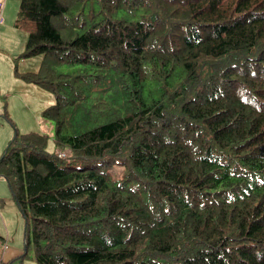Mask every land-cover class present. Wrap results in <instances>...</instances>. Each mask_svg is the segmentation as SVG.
I'll list each match as a JSON object with an SVG mask.
<instances>
[{
    "label": "trees",
    "instance_id": "1",
    "mask_svg": "<svg viewBox=\"0 0 264 264\" xmlns=\"http://www.w3.org/2000/svg\"><path fill=\"white\" fill-rule=\"evenodd\" d=\"M13 28L57 152L6 142L0 264H264V0H19Z\"/></svg>",
    "mask_w": 264,
    "mask_h": 264
},
{
    "label": "rangeland",
    "instance_id": "2",
    "mask_svg": "<svg viewBox=\"0 0 264 264\" xmlns=\"http://www.w3.org/2000/svg\"><path fill=\"white\" fill-rule=\"evenodd\" d=\"M0 4L3 5L2 16L4 20V23L0 26V156L7 146V144L5 145L6 137H10L11 140L15 131H18L20 134L29 132L41 133V129H46L47 127V132H43L50 138L47 151L57 152L52 141V136H50L53 135V125L41 117L42 108H47L55 103L54 94L37 86H35L36 89L29 90L27 84L13 76L15 65L18 73L38 72L42 57L37 56L26 60H15L23 51L27 41L26 33L13 28L19 8V0H0ZM55 68L57 72L63 70L60 65L55 66ZM5 114L13 121L14 128L7 118L4 117ZM114 170L117 173L121 171L118 167H115ZM0 199L4 204L3 210L0 206V213H2L6 223L8 222L6 216H10L12 220L13 225L9 228L13 230V233L14 231L17 234L21 231L24 233L23 220L10 196L8 185L3 180H0ZM7 210H12L13 212H6ZM15 218L19 221L18 225H14ZM22 240L23 236L21 239L15 237L9 246H7V243L0 246V258L4 262H8L18 257L23 250ZM8 249L10 251L7 255ZM13 252L17 255L16 257H12ZM31 261L28 260L25 264H31L29 263Z\"/></svg>",
    "mask_w": 264,
    "mask_h": 264
},
{
    "label": "crops",
    "instance_id": "3",
    "mask_svg": "<svg viewBox=\"0 0 264 264\" xmlns=\"http://www.w3.org/2000/svg\"><path fill=\"white\" fill-rule=\"evenodd\" d=\"M6 1V0H5ZM28 89L29 90H33V89H36L35 88V86H32V85H28ZM43 110L44 109H46V108H42ZM40 110V109H39ZM42 110V111H43ZM42 111H41V113H42ZM42 130V132L41 133H43V132H47V130H48V127L46 128V129H44V128H42L41 129ZM8 136V135H7ZM7 138V140L5 141V144H6V142L8 141V139L10 138V137H6ZM0 206H1V208H2V210L4 209V204L2 203V201H1V199H0ZM6 212H13L12 210H7ZM6 218L8 219V222L6 223V221H5V218L3 217V215H2V213H0V233L3 235V236H6V243H7V246H9V244H10V242L15 238V237H17V238H19V239H21L22 238V235H23V231H21L19 234H17L16 233V231H14V233H13V230L12 229H10L9 227L11 226V225H13L12 224V220L10 219V216H6ZM19 224V221L18 220H16V218H15V224L14 225H18ZM11 237H12V239H11ZM23 241V240H22ZM24 243V242H23ZM6 245V244H5ZM9 251H10V249H8L7 250V252H6V254L8 255V253H9ZM22 253V252H21ZM16 257L17 255H15L14 254V252H13V255H12V257ZM11 257V258H12ZM26 262V261H25ZM25 262L23 263V264H25ZM29 263H33V262H29Z\"/></svg>",
    "mask_w": 264,
    "mask_h": 264
},
{
    "label": "built area",
    "instance_id": "4",
    "mask_svg": "<svg viewBox=\"0 0 264 264\" xmlns=\"http://www.w3.org/2000/svg\"><path fill=\"white\" fill-rule=\"evenodd\" d=\"M2 5H0V17H1V14H2ZM1 22V21H0Z\"/></svg>",
    "mask_w": 264,
    "mask_h": 264
},
{
    "label": "clouds",
    "instance_id": "5",
    "mask_svg": "<svg viewBox=\"0 0 264 264\" xmlns=\"http://www.w3.org/2000/svg\"><path fill=\"white\" fill-rule=\"evenodd\" d=\"M2 10H3V7H2Z\"/></svg>",
    "mask_w": 264,
    "mask_h": 264
}]
</instances>
